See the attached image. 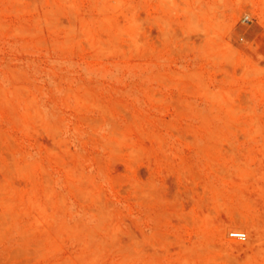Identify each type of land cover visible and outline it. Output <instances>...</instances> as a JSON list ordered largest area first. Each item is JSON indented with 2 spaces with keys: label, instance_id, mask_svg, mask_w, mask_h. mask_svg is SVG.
Masks as SVG:
<instances>
[{
  "label": "rangeland",
  "instance_id": "374dc122",
  "mask_svg": "<svg viewBox=\"0 0 264 264\" xmlns=\"http://www.w3.org/2000/svg\"><path fill=\"white\" fill-rule=\"evenodd\" d=\"M263 237L264 0H0V264H264Z\"/></svg>",
  "mask_w": 264,
  "mask_h": 264
},
{
  "label": "bare ground",
  "instance_id": "6f19581e",
  "mask_svg": "<svg viewBox=\"0 0 264 264\" xmlns=\"http://www.w3.org/2000/svg\"><path fill=\"white\" fill-rule=\"evenodd\" d=\"M72 8H73V7H72ZM68 9H69V8H68ZM186 10H187V9H186ZM188 11H189V10H188ZM71 13H72V12H71ZM71 13H70V14H71ZM73 14H74V13H73ZM81 16H82V15H81ZM80 18H81V17H80ZM84 21H85V20H84ZM76 22H77V21H76ZM82 27H83V26H82ZM218 27H219V25H218ZM203 29H204V28H203ZM203 29H202V30H203ZM74 31H75V30H74ZM218 31H219V30H218ZM71 32H72V31H71ZM87 34H88V33H87ZM207 34H208V33H207ZM212 34H213V33H212ZM205 35H206V34H205ZM209 35H211V34H209ZM259 126H260V125H259ZM251 198H252V197H251ZM261 203H262V202H261ZM261 206H262V205H261ZM226 218H227V217H226ZM231 218H232V217H231ZM233 218H234V217H233ZM249 219H250V218H249ZM234 220H235V222H236V219H235V218H234ZM234 220H233V221H234ZM220 221H221V220H220ZM230 221H231V220H230ZM239 221H241V219H240ZM222 223H223V221H222ZM229 223H230V222H229ZM241 223H242V222H241ZM223 224H224V223H223ZM226 224H227V223H226ZM251 224H253V223H251ZM224 225H225V224H224ZM248 226H249V224H248ZM218 227H219V226H218ZM222 227H224V226H222ZM227 227H228V228H229V227H230V228H231V227H234V228H235L236 226H235V225H229V226H227ZM242 227H243V226H242ZM235 229H236V228H235ZM246 229H247V228H245V231H246ZM249 229H251V228H249ZM249 229H248V230H249ZM222 230H223V229H222ZM237 230H238V229H237ZM248 230H247V232H248ZM239 231H240V230H239ZM255 232H256V231H255ZM248 234L250 235V233H248ZM258 234H259V233H258ZM247 236H248V235H247ZM263 238H264V237H263ZM248 239H249V237H248ZM250 240H251V236H250ZM261 240H262V239H261ZM247 241H248V240H247ZM252 242H253V241L249 242V243H250V246H249L250 248H251V246H252ZM242 243H243V242H242ZM245 243H246V242H245ZM245 243H243L244 245H243V244L236 243V245L234 244V247H235L236 249H238V248H242V247L244 248V247H246V246H245ZM255 243H256V241H255ZM255 243H254V244H255ZM246 245H248V243H247ZM256 246H257V245H256ZM258 246H259V245H258ZM261 247H262V246H261ZM246 248H247V247H246ZM244 249H245V248H244ZM244 249H243V251H244ZM248 249H249V248H248ZM234 251H236V250H234ZM244 252H245V251H244ZM263 254H264V253H263ZM263 254H262V255H263ZM263 256H264V255H263Z\"/></svg>",
  "mask_w": 264,
  "mask_h": 264
},
{
  "label": "built area",
  "instance_id": "2783aa9c",
  "mask_svg": "<svg viewBox=\"0 0 264 264\" xmlns=\"http://www.w3.org/2000/svg\"><path fill=\"white\" fill-rule=\"evenodd\" d=\"M229 235L238 239H244L245 238V232L239 231V230H230Z\"/></svg>",
  "mask_w": 264,
  "mask_h": 264
}]
</instances>
